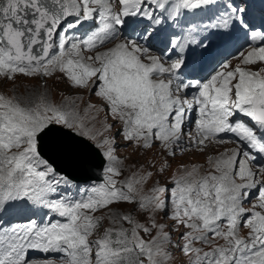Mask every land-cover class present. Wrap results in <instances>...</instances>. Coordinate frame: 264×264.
I'll return each mask as SVG.
<instances>
[{
  "label": "snow or ice",
  "instance_id": "obj_1",
  "mask_svg": "<svg viewBox=\"0 0 264 264\" xmlns=\"http://www.w3.org/2000/svg\"><path fill=\"white\" fill-rule=\"evenodd\" d=\"M54 76L0 91V264H264V0H0V82Z\"/></svg>",
  "mask_w": 264,
  "mask_h": 264
},
{
  "label": "rangeland",
  "instance_id": "obj_2",
  "mask_svg": "<svg viewBox=\"0 0 264 264\" xmlns=\"http://www.w3.org/2000/svg\"><path fill=\"white\" fill-rule=\"evenodd\" d=\"M87 55V54H86ZM234 64L236 61L233 62ZM62 74L57 73L56 76H61ZM56 76L50 78H25L18 77L15 85L11 82L2 83L0 82V91L5 92L8 95H16L22 99L27 97H32L34 99H38L41 94H46L48 99H50L54 103H60L63 100L64 96H70L72 98H76L77 96H82L84 101H89L90 97L85 95L84 92L78 91L76 89H72L68 86L65 79H57ZM46 81V83H45ZM92 103H97L96 98L91 97ZM85 107L84 103L80 104V108L83 109ZM185 132V129H184ZM191 133L189 130L187 134ZM235 148V145L232 143L226 144H210L204 153H200L196 151L194 148L191 151L181 154L177 152V159L172 161V167L168 170V176L170 177L173 173L178 172V166L183 163L188 165L189 167L192 164H196L198 166H203L201 171L206 172L209 169L207 165L208 156H218L221 152H224L226 149ZM120 158L124 160V176H129L136 170L133 165H138L142 163L145 158L155 163L158 167V161L161 160V157L155 151L153 153L145 154L143 152L136 153L132 148L125 149L124 147L120 148L119 152ZM152 170V169H149ZM155 179H160V177H154ZM94 183V182H91ZM91 183L86 184L89 186ZM246 207H250V205H246ZM99 214V213H98ZM57 219H62L57 217ZM104 226H108V222L105 221ZM246 232V229L244 230ZM219 243H223V241H219ZM205 250H208L205 246ZM43 255V254H42ZM52 256H56L55 253Z\"/></svg>",
  "mask_w": 264,
  "mask_h": 264
},
{
  "label": "water",
  "instance_id": "obj_3",
  "mask_svg": "<svg viewBox=\"0 0 264 264\" xmlns=\"http://www.w3.org/2000/svg\"><path fill=\"white\" fill-rule=\"evenodd\" d=\"M99 157H96L95 159V163H99ZM102 169L100 168H93L91 171V176L94 178L93 180H97L95 179L96 177H99L101 175ZM74 175H77L79 177V179L77 181H81L84 182L85 181V177L83 176L82 173H74ZM92 181V180H91ZM89 182V181H88Z\"/></svg>",
  "mask_w": 264,
  "mask_h": 264
},
{
  "label": "bare ground",
  "instance_id": "obj_4",
  "mask_svg": "<svg viewBox=\"0 0 264 264\" xmlns=\"http://www.w3.org/2000/svg\"><path fill=\"white\" fill-rule=\"evenodd\" d=\"M73 89V88H72ZM75 173H79V172H75Z\"/></svg>",
  "mask_w": 264,
  "mask_h": 264
}]
</instances>
